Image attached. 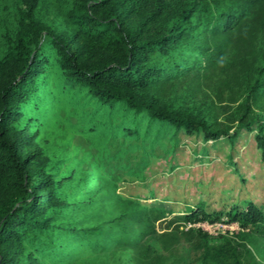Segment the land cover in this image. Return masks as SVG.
<instances>
[{"label":"trees","instance_id":"obj_1","mask_svg":"<svg viewBox=\"0 0 264 264\" xmlns=\"http://www.w3.org/2000/svg\"><path fill=\"white\" fill-rule=\"evenodd\" d=\"M13 36L0 52V264H152L179 223L244 231L215 244L178 225L199 264H259L244 241L264 242V202L248 191L228 201L222 190L219 208L149 203L152 188L117 197L111 177L126 167L84 170L41 144L64 124L107 150L142 142V161L164 148L171 173L184 137H201L203 161L253 133L248 149L264 164V0H73L60 27L29 6Z\"/></svg>","mask_w":264,"mask_h":264},{"label":"rangeland","instance_id":"obj_2","mask_svg":"<svg viewBox=\"0 0 264 264\" xmlns=\"http://www.w3.org/2000/svg\"><path fill=\"white\" fill-rule=\"evenodd\" d=\"M72 2L73 0H0V52L8 45L9 40H13L21 11L32 6L42 23L60 27L65 25L66 11ZM256 111L259 113L264 111V100ZM72 119L71 121L76 123V119ZM52 132L54 135L41 144L49 160L74 158L77 163L87 161L82 165L84 170L90 169V166L97 167L99 170L116 166L126 167V169L119 168L120 170L111 177L117 181V197L130 199L142 197L152 188L156 192V197L149 200V203L164 205L167 208L172 205L182 208L195 199H204L213 207L219 208L222 204L219 192L223 190L228 194L226 198L223 195V198L228 201L229 195L236 200L248 191V195L264 202V164L259 162L256 151L252 152L248 149L251 143L254 144L253 133L241 136L242 145H237L233 149L228 144H223L217 152L210 153L203 161L198 159L197 154L202 147L201 137L198 135L184 137L176 150V169L170 173L165 169L167 155L164 148L158 147L155 151L150 148L149 152L152 156L149 162L142 161L143 151L136 149L138 145L139 148L143 147L142 142L119 139L113 144L115 151L121 149L118 158L115 159L114 149H106L108 147L106 139L98 144L97 138L93 139L88 133L82 134L83 130L76 131L64 124ZM229 159L237 164L235 171L229 166L231 162ZM237 172L242 175L248 185L250 184L243 191L236 186ZM203 183L207 185L203 186ZM94 187L95 185L92 189ZM115 204L120 205L118 198ZM178 225H180V231L202 229L212 237L215 244L220 243L224 238L243 242L240 236L244 231L237 224L195 226L174 224L168 230L173 231L174 236L166 239L164 243H155L154 248L158 251L156 258L159 259L154 260L152 264H199L190 241L176 231ZM244 242L255 262L264 264V242L254 238Z\"/></svg>","mask_w":264,"mask_h":264}]
</instances>
